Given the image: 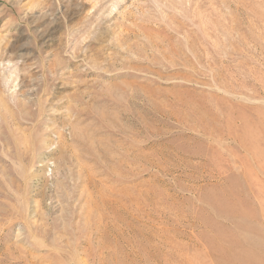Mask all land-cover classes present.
Returning <instances> with one entry per match:
<instances>
[{"label": "rangeland", "instance_id": "374dc122", "mask_svg": "<svg viewBox=\"0 0 264 264\" xmlns=\"http://www.w3.org/2000/svg\"><path fill=\"white\" fill-rule=\"evenodd\" d=\"M0 264H264V0H0Z\"/></svg>", "mask_w": 264, "mask_h": 264}]
</instances>
